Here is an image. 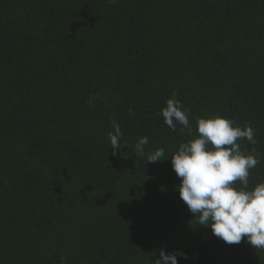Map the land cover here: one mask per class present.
Listing matches in <instances>:
<instances>
[{"label":"trees","instance_id":"16d2710c","mask_svg":"<svg viewBox=\"0 0 264 264\" xmlns=\"http://www.w3.org/2000/svg\"><path fill=\"white\" fill-rule=\"evenodd\" d=\"M174 92L194 133L254 129L264 183V0H0V264H264L198 225L171 157L135 152L193 138L158 115Z\"/></svg>","mask_w":264,"mask_h":264},{"label":"clouds","instance_id":"9594fccd","mask_svg":"<svg viewBox=\"0 0 264 264\" xmlns=\"http://www.w3.org/2000/svg\"><path fill=\"white\" fill-rule=\"evenodd\" d=\"M177 95L172 94L158 115L173 131L179 124L181 131L186 130L193 138L181 143L171 156H166L164 148L146 151L149 140L143 136L138 138L135 152L146 156L147 163L171 157L173 170L181 180L178 186L180 199L198 225L210 228L214 236L229 245L245 240L254 249L264 250V183L249 188L250 170L259 163V154H245L238 143L247 140L255 144L254 129L235 126L234 120L216 115L197 118L194 133L190 113ZM112 129L107 136L112 154L116 155L122 147L123 132L115 120ZM252 151L256 152L255 149ZM65 261L62 257L61 264ZM154 264H178V254L161 248Z\"/></svg>","mask_w":264,"mask_h":264}]
</instances>
